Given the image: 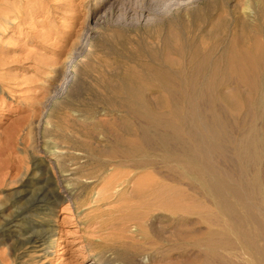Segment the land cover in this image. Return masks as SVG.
<instances>
[{
    "label": "rangeland",
    "instance_id": "rangeland-1",
    "mask_svg": "<svg viewBox=\"0 0 264 264\" xmlns=\"http://www.w3.org/2000/svg\"><path fill=\"white\" fill-rule=\"evenodd\" d=\"M66 1L0 0V264L119 259L122 248L107 234L84 232L95 205L78 209L79 201L95 198L92 188L113 166L132 170L134 178L150 170L176 188V214H148L158 243L154 251L137 252L135 263L264 264V0H170L194 12L190 30L197 35L223 12L225 34L213 35L209 48L221 41L228 51H255L250 57L197 52L171 78L161 76L171 88L158 86L161 78L140 66L166 56L155 49L152 29L128 39L114 25L118 12L105 15L115 0L92 20L88 14L98 0H82L74 25ZM39 5L49 12L34 14ZM4 14L9 22L1 20ZM101 17L106 25L101 19L99 28ZM47 32L59 39L44 42ZM129 69L137 75H126ZM63 149L70 152L57 153ZM41 161L58 169L78 164L77 175L57 187L71 184L75 200L65 194L50 220L63 232L57 248L41 258L21 249L16 254L25 256L13 259L12 245L42 217L30 215L38 188L19 183ZM92 175L94 183L81 182ZM124 190L130 193L131 186Z\"/></svg>",
    "mask_w": 264,
    "mask_h": 264
},
{
    "label": "bare ground",
    "instance_id": "bare-ground-1",
    "mask_svg": "<svg viewBox=\"0 0 264 264\" xmlns=\"http://www.w3.org/2000/svg\"><path fill=\"white\" fill-rule=\"evenodd\" d=\"M16 1L19 3L20 0H16ZM108 1L109 0H98L97 4H94L92 11H90V14H88L89 19L90 20L94 19L96 17L97 12L105 5V3L107 4ZM169 1L170 0H115L112 4L109 5L105 14L106 17H108L109 15H112L115 11L118 12V15L114 18V25L118 26L120 30L128 32L129 33L128 39L139 38L145 32L150 33L149 29L153 30L152 34L150 35L151 41H153L155 49L157 51L164 50L166 56L162 58L160 61L152 60L151 64L144 63V64H140V66L145 70H153L154 75L161 78V81L158 82L157 84L158 86L164 88L173 87L171 81L167 79H163L161 76L171 78L175 73L179 71V68L181 66H184L183 64H185L186 58L191 57L193 54L197 52H201L206 55L210 53H214V54L219 53L222 55L233 54L234 56L231 55V57H250L251 55L255 54L254 49L250 47H242L238 49L232 46L231 49L228 51L222 45L221 41L219 42L221 46L218 44L217 47L212 46L213 48L212 47L209 48V44H210L209 42L213 35L217 34L221 38V36L223 37L225 34L226 26H225V20L223 19L222 11L221 14L218 13L217 14L218 16L216 15L217 23H212L213 21H210L207 24L206 23L203 24L202 27L200 28V32H198L199 35H197L195 34L194 31L190 30V27L192 25L191 20L195 15L194 12L189 10V8L187 9L184 8V6L182 7L183 9L180 11L178 9L179 6L177 4L169 5L168 4ZM84 4L82 0L66 1V5L64 6V9L66 8L68 9L66 11L69 12L71 11L72 15L70 18L68 17V19L71 21L73 20V22L75 20L74 25L77 23L78 18L75 15L76 18L75 19L73 15L77 14L79 9L84 7ZM5 7L7 8V6ZM9 7L10 6H8V9ZM14 8L16 7H13V9ZM48 12H49L48 8H42L39 5V7H37L36 11H34L33 13L36 15L37 14L43 15L44 13H48ZM147 16H151L152 19L147 18ZM245 16L247 17V19L254 18V16L251 15V13H245ZM20 18L21 17H19V19ZM101 19H103V17L97 18L96 20L97 23L96 25L99 28H100L99 23ZM1 20L3 22H7L8 18H6V15L4 14L1 17ZM102 23L103 25H106V19H103ZM236 24H238L242 29L247 26V22H245V20L243 19H238ZM135 28H138V30L136 31L141 33L132 32L135 31ZM55 35L56 33L54 34L51 32H47L44 42H49V41L52 42L59 39L54 37ZM193 40H195L198 43V47L196 46L198 51L195 50L194 47H192L191 41L193 42ZM60 42L61 44L65 43L66 38L60 39ZM216 42L214 44H216ZM234 68L238 69L240 67L235 63ZM164 73L166 74L164 75ZM125 74L136 76L137 75L136 69H129L128 71H125ZM130 84L131 83H129V85ZM68 151H64L63 149V151L61 150L60 152L57 153L63 154ZM54 154L55 152L52 151L51 155ZM75 155H78L81 158L83 157L82 154H75ZM15 165L16 167L18 166L17 164ZM54 165H56L57 167L56 161H54ZM77 165L73 164L70 167H63L61 169H58L55 167L54 168L51 167V165L45 161H41L40 163H33L31 165V172L33 173L30 178H27V176L31 174L28 173L27 176L24 174L25 179L20 180L19 182L20 186L26 187L28 184V187L31 188V191L38 188L37 189L38 198L41 197L40 199L38 198L35 199L33 203H31L30 206L33 209L30 215L32 217H36L37 215H42V217L37 216L38 218L37 217L36 218L38 219V221L34 225H30L29 223L30 227L28 233H26V235L24 236H21L20 237L21 239L19 240L16 239L17 240L15 242L16 245L11 244L12 245L11 256L13 259L14 257L15 259H18V256L22 255V254L20 255L16 254V252L21 249L25 250V251L23 250L24 253L30 250L32 254L36 255V257L41 258L48 256L49 249L58 247V243L60 241L59 240L60 235L63 232L59 230L58 227L51 226L50 220L54 218L55 211L58 205L65 198L64 195L65 194L69 195L71 199L75 200L74 196L77 192V189H74L71 186V184L68 183H65L64 188L62 187L63 190L57 191V187L59 186L58 185L59 182L64 183L70 180L69 177L73 176L78 170ZM113 167L114 168L111 169L109 168V170H107L108 171L107 174L104 175L103 180L99 181L100 183H98V186L96 185L97 187L93 186L94 188H92L91 191L95 192L94 195L95 198L91 199L90 201L87 198H84L82 201H79L78 209H83L85 207H88L90 203L95 205L91 210L93 214L91 216H87L83 222L84 232L90 236L94 233L98 234V232L107 234L109 236L110 244L114 243L119 248H122L121 250L124 253L121 252V256L119 259L117 258L112 261L98 260L96 261V263L94 262L90 264H137L135 263V260H133V257L137 254V252L154 251L158 243L157 240L154 239L153 231L148 227L147 224L148 214L151 212H163V213H167L169 216L173 218V216L176 214L178 210L177 206L179 207V205H177L178 200L176 199V188L173 184L165 183V182L164 184L161 181L157 180L155 178L154 172H148L150 170H147L148 173L145 172L146 174L141 173L139 178L137 177L138 175L137 176L135 175L137 178L136 177L134 178L132 174V170L130 171V169H128L129 170L128 171L126 168L125 170L124 168H118L115 166ZM142 174L147 178V180L146 178H144ZM81 179H82L81 182H83L84 185L85 183L86 184L94 183L93 175L92 177L84 176V178ZM127 186H131L130 193H126L124 190V188H126ZM21 190L17 192V195L23 193ZM29 191L30 189H28V192ZM2 211L1 213H3ZM84 211L85 210H83V213ZM2 221L4 222L3 227L4 226L6 227L7 220L2 219ZM22 221L25 220L22 219L21 222ZM8 225L10 226V224ZM26 225L27 224H25V226ZM51 237L53 239L49 243L50 241L49 239H51ZM1 241L6 243V238L5 239L2 238ZM24 256L25 255H22L21 257ZM84 261L85 260H83L82 262ZM22 262L23 260H21L20 264H22ZM35 262L38 263L40 261L38 260L37 262L36 260Z\"/></svg>",
    "mask_w": 264,
    "mask_h": 264
}]
</instances>
